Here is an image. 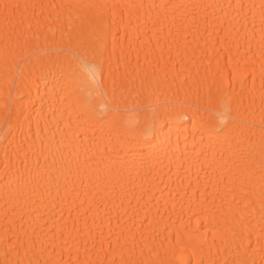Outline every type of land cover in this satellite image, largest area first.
<instances>
[{"label": "bare ground", "instance_id": "bare-ground-1", "mask_svg": "<svg viewBox=\"0 0 264 264\" xmlns=\"http://www.w3.org/2000/svg\"><path fill=\"white\" fill-rule=\"evenodd\" d=\"M0 264H264V0H0Z\"/></svg>", "mask_w": 264, "mask_h": 264}]
</instances>
